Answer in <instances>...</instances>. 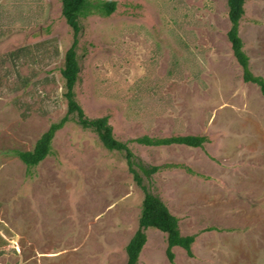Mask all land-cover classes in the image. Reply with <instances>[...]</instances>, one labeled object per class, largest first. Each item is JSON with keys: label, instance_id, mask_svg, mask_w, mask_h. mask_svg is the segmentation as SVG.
Masks as SVG:
<instances>
[{"label": "rangeland", "instance_id": "rangeland-1", "mask_svg": "<svg viewBox=\"0 0 264 264\" xmlns=\"http://www.w3.org/2000/svg\"><path fill=\"white\" fill-rule=\"evenodd\" d=\"M114 2L79 19L76 102L109 117L114 138L144 167L147 189L196 236L174 264H264V97L242 80L227 34V0ZM239 35L264 79V0H247ZM73 34L60 0H0V264H127L144 192L124 152L109 151L76 115L51 153L32 151L67 113L65 54ZM202 136L203 148H150L143 137ZM138 264H171L166 236L148 228Z\"/></svg>", "mask_w": 264, "mask_h": 264}, {"label": "trees", "instance_id": "trees-1", "mask_svg": "<svg viewBox=\"0 0 264 264\" xmlns=\"http://www.w3.org/2000/svg\"><path fill=\"white\" fill-rule=\"evenodd\" d=\"M247 0H227L228 18L230 30L227 38L231 45L233 56L242 70V80L246 84L257 86L264 97V79L255 76L251 69L249 58L243 50V42L239 35L240 21L244 15V5ZM62 6V16L67 25L72 30L73 43L65 54L64 68L61 71L65 80L66 92L64 94L67 101V113L58 123L52 124L49 129L38 139L32 151L12 152L19 158L27 170L37 167L51 153V144L55 134L61 130L69 120L70 115H76L78 123L85 129L93 130L102 145L109 151L124 152L127 160L128 170L133 177L137 187L144 192L141 215L138 222V230L126 246L127 264H138L140 254L147 242L145 231L153 228L166 236V256L171 264H174L173 249L178 247L185 251L188 257L193 258L192 246L196 236H182L179 229L178 219L173 216L162 200L151 193L143 183V177L138 172L150 178L157 174L162 168L158 166L144 167L135 160L134 154L128 147V143H123L114 138L113 129L109 124V117L89 120L84 111L76 102L74 88L79 79V64L77 61L76 48L81 31L79 19L92 11H96L105 16H110L116 8L114 2L93 3L89 0H60ZM140 146L158 148L169 146H185L189 148H203L208 142L202 136H172V137H149L143 136L132 140ZM138 169V170H137Z\"/></svg>", "mask_w": 264, "mask_h": 264}]
</instances>
